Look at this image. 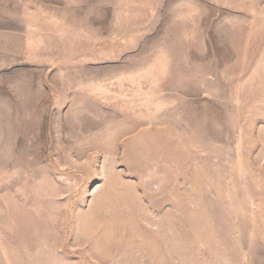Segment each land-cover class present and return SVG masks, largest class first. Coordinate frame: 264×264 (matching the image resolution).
Listing matches in <instances>:
<instances>
[{
    "label": "rangeland",
    "instance_id": "rangeland-1",
    "mask_svg": "<svg viewBox=\"0 0 264 264\" xmlns=\"http://www.w3.org/2000/svg\"><path fill=\"white\" fill-rule=\"evenodd\" d=\"M0 264H264V0H0Z\"/></svg>",
    "mask_w": 264,
    "mask_h": 264
}]
</instances>
